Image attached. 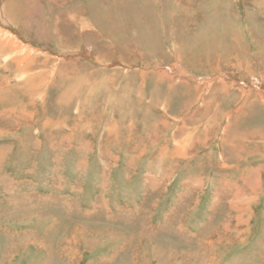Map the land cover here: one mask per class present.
I'll return each mask as SVG.
<instances>
[{
	"label": "rangeland",
	"instance_id": "1",
	"mask_svg": "<svg viewBox=\"0 0 264 264\" xmlns=\"http://www.w3.org/2000/svg\"><path fill=\"white\" fill-rule=\"evenodd\" d=\"M0 2V264H264V0Z\"/></svg>",
	"mask_w": 264,
	"mask_h": 264
},
{
	"label": "bare ground",
	"instance_id": "2",
	"mask_svg": "<svg viewBox=\"0 0 264 264\" xmlns=\"http://www.w3.org/2000/svg\"><path fill=\"white\" fill-rule=\"evenodd\" d=\"M1 3H3V2H0V4ZM33 8H34V6H33ZM5 7H3L2 8V11L4 12L5 11ZM36 9L37 10H39V5L38 6H36ZM31 11V10H30ZM8 12V11H7ZM5 18H7V17H5ZM9 21H10V19H9ZM3 22V21H2ZM2 34H4V35H2ZM2 38H4V40H3V42L4 43H6V47L9 49L10 48V50H11V52H14V53H16L18 50H20V49H26V50H28L29 52H30V49L29 48H26L25 46H20L19 45V43H14V39H17V41H18V38H17V36H16V34H12V33H9L8 31H5V30H1L0 29V40L2 41ZM14 40V41H13ZM2 43V42H1ZM32 49V48H31ZM25 51V50H24ZM32 52V51H31ZM9 56H10V54H9ZM29 57V54H28V52H26L23 56H22V58H21V60L22 61H24V60H26L27 58ZM7 58V60H8V57H6ZM10 58H13V57H10ZM53 67L54 68H56V65L54 66L53 65ZM26 70V69H25ZM30 74V73H29ZM21 75H23V76H29L28 74L26 75V73L24 74V72H23V74L21 73ZM36 75H38L37 73H36ZM33 75H31V76H29V77H26V81H27V83L28 82H31L32 81V79H30L31 77H32ZM36 78V77H35ZM34 79V78H33ZM33 82H34V80H33ZM254 82V81H253ZM162 106V105H161ZM163 107V106H162ZM165 107V106H164ZM185 139V138H184ZM187 141V139L186 140H183V142H186ZM178 143V142H177ZM180 148V147H179ZM247 180V179H246ZM255 180V179H254ZM253 180V181H254ZM249 181H250V179H249ZM252 181V182H253ZM254 183H256V182H254Z\"/></svg>",
	"mask_w": 264,
	"mask_h": 264
}]
</instances>
